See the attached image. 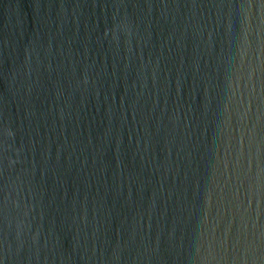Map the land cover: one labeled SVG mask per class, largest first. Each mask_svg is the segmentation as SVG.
I'll list each match as a JSON object with an SVG mask.
<instances>
[{"label":"water","instance_id":"1","mask_svg":"<svg viewBox=\"0 0 264 264\" xmlns=\"http://www.w3.org/2000/svg\"><path fill=\"white\" fill-rule=\"evenodd\" d=\"M0 264H264V0H0Z\"/></svg>","mask_w":264,"mask_h":264}]
</instances>
